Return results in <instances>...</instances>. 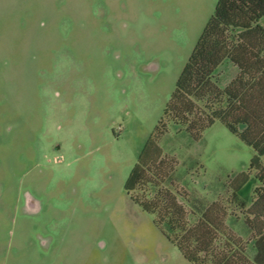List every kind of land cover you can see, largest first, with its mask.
<instances>
[{
    "label": "rangeland",
    "instance_id": "obj_1",
    "mask_svg": "<svg viewBox=\"0 0 264 264\" xmlns=\"http://www.w3.org/2000/svg\"><path fill=\"white\" fill-rule=\"evenodd\" d=\"M217 1L0 0V264H189L124 184ZM236 71L224 61L218 86ZM158 144L188 210L241 173L250 203L252 151L220 122L198 141L171 124Z\"/></svg>",
    "mask_w": 264,
    "mask_h": 264
},
{
    "label": "trees",
    "instance_id": "obj_2",
    "mask_svg": "<svg viewBox=\"0 0 264 264\" xmlns=\"http://www.w3.org/2000/svg\"><path fill=\"white\" fill-rule=\"evenodd\" d=\"M263 22L264 0L217 1L124 184L131 201L152 214L158 228L166 229L167 239L189 264L253 263L245 252L248 243L227 224L235 207L233 195L188 210L187 193L173 182L167 185L177 161L164 155L158 143L171 124L198 141L206 129L220 122L252 151L249 174L255 187L240 215L251 238L264 234ZM224 61L237 71L220 88L214 73ZM248 180V174L237 176L229 184L232 193H239Z\"/></svg>",
    "mask_w": 264,
    "mask_h": 264
},
{
    "label": "crops",
    "instance_id": "obj_3",
    "mask_svg": "<svg viewBox=\"0 0 264 264\" xmlns=\"http://www.w3.org/2000/svg\"><path fill=\"white\" fill-rule=\"evenodd\" d=\"M254 187H255V184H254ZM240 192H241V190H240ZM239 193H236V194L232 193V194H230V196L233 195V197H234V200H235V208L240 207V209H241V206H244V205H243V203L237 201V197H238ZM248 205L246 207H248ZM235 217H236L237 221L234 222L233 226L228 224V220H227V224L229 225L230 228H232V230L236 233V235H238L240 238H242L244 241H246L248 243L247 244V247H246V251H245L248 259L253 264H264V234H262L261 236L255 238V239L254 238H251L250 231L246 227L247 228L246 236L240 235L239 233H237V231L235 230L234 226L238 222V219L240 220L241 217L239 218L238 215H235ZM241 221H242V218H241ZM242 223H243V221H242Z\"/></svg>",
    "mask_w": 264,
    "mask_h": 264
},
{
    "label": "flooded vegetation",
    "instance_id": "obj_4",
    "mask_svg": "<svg viewBox=\"0 0 264 264\" xmlns=\"http://www.w3.org/2000/svg\"><path fill=\"white\" fill-rule=\"evenodd\" d=\"M23 199V205L21 207V210L25 214H32L34 215L36 211L39 209V203L34 199L29 193L24 192L22 194ZM39 243L42 245V247H46L44 249H48L50 245V239H42L39 238Z\"/></svg>",
    "mask_w": 264,
    "mask_h": 264
}]
</instances>
